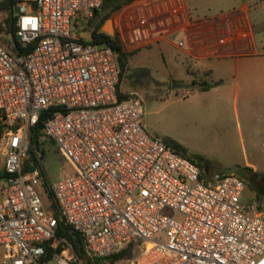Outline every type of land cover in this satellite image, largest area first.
Wrapping results in <instances>:
<instances>
[{"label":"built area","instance_id":"1","mask_svg":"<svg viewBox=\"0 0 264 264\" xmlns=\"http://www.w3.org/2000/svg\"><path fill=\"white\" fill-rule=\"evenodd\" d=\"M103 3L16 0L0 9L15 28L0 35L3 264H88L133 242L139 254L128 264H264V204L244 202L246 178L209 180L150 136L142 98L120 95L117 52L81 37ZM48 141L75 167L49 185L51 208L39 190Z\"/></svg>","mask_w":264,"mask_h":264},{"label":"crops","instance_id":"2","mask_svg":"<svg viewBox=\"0 0 264 264\" xmlns=\"http://www.w3.org/2000/svg\"><path fill=\"white\" fill-rule=\"evenodd\" d=\"M215 1L136 0L117 18L112 14L115 34L110 36L130 54L126 70L138 79L161 74L174 80L181 67L196 87L211 81V87H224L237 103L241 98L249 107L255 99L264 110V0H221L225 6ZM204 3L210 14L201 8Z\"/></svg>","mask_w":264,"mask_h":264},{"label":"rangeland","instance_id":"3","mask_svg":"<svg viewBox=\"0 0 264 264\" xmlns=\"http://www.w3.org/2000/svg\"><path fill=\"white\" fill-rule=\"evenodd\" d=\"M218 6H225L221 0H216ZM205 14L209 7L201 4ZM123 6L114 13V17L122 11ZM203 13V12H202ZM104 10L95 22L99 24L102 32H110L107 28ZM8 11H0L1 37L7 35ZM118 20V19H117ZM180 42L176 39V43ZM103 45V44H101ZM179 55L180 51H174ZM183 57V54L181 53ZM174 80L158 77L138 79L137 74L126 70L121 90L123 94L137 93L144 103L143 123L148 134L160 141L174 140L185 146L196 156L202 165L205 176L210 180L217 176L238 175L246 178L250 171L264 175V110L258 106L261 102L253 101L247 107L243 100L237 103L234 96L226 93L224 87L215 89L214 85L209 90H201L192 84L187 75V70L181 67L175 69ZM175 78V77H174ZM212 84L211 81H209ZM178 83V87H175ZM190 90L191 96H183V92ZM45 153L42 168L45 180L39 190L45 199L48 208L51 201L47 185L61 180L75 172L73 163L69 161L54 143L48 141L41 146ZM4 166V158L0 155V171ZM1 200V195H0ZM259 202L254 191L247 187L244 202ZM168 213V212H167ZM135 253L128 255L117 262H104V264H128L134 259ZM3 248L0 247V264H3Z\"/></svg>","mask_w":264,"mask_h":264},{"label":"trees","instance_id":"4","mask_svg":"<svg viewBox=\"0 0 264 264\" xmlns=\"http://www.w3.org/2000/svg\"><path fill=\"white\" fill-rule=\"evenodd\" d=\"M134 1H136V0H104L103 7L101 10H104V12H105V14H104L105 20L110 18L113 13L118 11L124 5H128ZM15 2H16V0H3L0 3V9L4 8L6 10H10ZM99 14H100V11H96L95 17H97ZM6 22H7V32L8 33L14 32V30H15L14 23H13V20H12L10 14H9L8 18L6 19ZM99 28H100L99 24L95 25V29L93 31L94 40L99 41L100 43L108 44V45L112 46L113 49L117 52L118 63H119V68H120V72H121V80H122L123 74L125 73L126 68H127L128 58H129L130 54L123 51L121 45L119 44V40L117 37H111L110 35H107L105 33H99L98 32ZM3 30H4L3 27L0 25V31H3ZM120 83H121V81H120ZM210 88H211V85L207 84L206 82H202L200 84V89L203 91L209 90ZM119 91H120V95H122L124 97H128V95L123 94L121 92L120 86H119ZM54 111H55V109L51 108L47 112H45L44 116H47V115L49 116ZM41 129H42V124L40 123L33 130V134L31 137V141H32V145H33V149L31 150L32 155L35 153V150L37 148H39V143H38L37 139L40 136ZM165 142L168 143L170 146H172L177 152H179L183 156L187 157L191 161L200 165V163L197 161L196 156H194L189 151V149H187L185 146H183L179 142L174 141V140H169V141H165ZM200 166L202 167V165H200ZM4 177H5V173L3 170H1L0 171V181ZM246 180H247V187L251 188L254 191L257 200L259 202H264V175H258L257 173L250 171L249 175L246 177ZM46 185H47V191L49 194L48 195L49 199L52 200L53 198H52V193L49 190V185L47 183H46ZM59 233L64 235V236L69 237L70 240H72L80 250H83L81 237H80L79 233L77 231H75L71 226L62 224L59 228ZM128 253H135L134 255L136 257L139 254L138 244L134 243V242L130 243L127 247H125L121 251L113 253V254L105 257V258L95 259L94 261H89L88 264H104V262H107V261L114 263V262H117V261L124 259L128 255Z\"/></svg>","mask_w":264,"mask_h":264},{"label":"water","instance_id":"5","mask_svg":"<svg viewBox=\"0 0 264 264\" xmlns=\"http://www.w3.org/2000/svg\"><path fill=\"white\" fill-rule=\"evenodd\" d=\"M107 25L109 26V28H108L109 31L114 32V27H113V24H112L111 20L107 21ZM106 33L108 35L112 36V34L110 32L106 31ZM81 37L84 38V39L92 40L93 39V34H92V32H86L85 34H81Z\"/></svg>","mask_w":264,"mask_h":264}]
</instances>
